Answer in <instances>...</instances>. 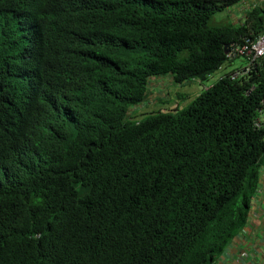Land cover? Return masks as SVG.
Masks as SVG:
<instances>
[{
  "label": "trees",
  "instance_id": "obj_1",
  "mask_svg": "<svg viewBox=\"0 0 264 264\" xmlns=\"http://www.w3.org/2000/svg\"><path fill=\"white\" fill-rule=\"evenodd\" d=\"M240 1L0 0V264H213L227 251L264 163V56L184 108L162 98L134 117L150 77L205 80L260 35L264 4L211 23Z\"/></svg>",
  "mask_w": 264,
  "mask_h": 264
},
{
  "label": "crops",
  "instance_id": "obj_2",
  "mask_svg": "<svg viewBox=\"0 0 264 264\" xmlns=\"http://www.w3.org/2000/svg\"><path fill=\"white\" fill-rule=\"evenodd\" d=\"M238 6L228 8L223 13V18L227 13L234 24L245 21L246 12L258 5L264 4V0H242ZM225 13V14H224ZM226 15V16H227ZM234 60H228L217 71L219 75L228 73L226 67L231 65ZM234 67L232 71L238 69ZM252 211L256 216H252L244 226L237 238L231 242L228 249L221 258L217 259L215 264H230L235 260L240 250H247L248 256L242 259L244 264H264V163L259 170L257 190L251 200Z\"/></svg>",
  "mask_w": 264,
  "mask_h": 264
},
{
  "label": "clouds",
  "instance_id": "obj_3",
  "mask_svg": "<svg viewBox=\"0 0 264 264\" xmlns=\"http://www.w3.org/2000/svg\"><path fill=\"white\" fill-rule=\"evenodd\" d=\"M42 30H43V23H42V21H41V19L39 18V16H38V14H37V38L41 35V33H42ZM244 39V38H243ZM253 40V39H252ZM232 45V44H231ZM231 45H230V47L228 48V50L226 49V53H227V55L229 56V52H230V48H231ZM227 47V46H226ZM242 59V60H244L245 62H244V64H243V66H240L238 69H236V70H234V71H231V72H229V73H225V74H221V75H219V78H221L222 76H224V75H227V74H229L230 75V77L233 75V74H237V76H236V78L241 74V73H245V72H247L250 68H251V65L253 64V63H251V64H248V61H247V59L245 58V57H242V56H233V57H230L229 56V58H228V60L230 59V60H235V59ZM48 65H51L50 63H49V61H46L45 63H44V65H43V68H42V70H41V73H40V82H41V87H42V90H43V96L45 97V98H53V97H55V94H54V91H50L49 89L53 86V83H54V80L51 78V77H49L46 73H45V68H46V66H48ZM221 66H222V64H221ZM220 66V67H221ZM219 67V68H220ZM218 68V69H219ZM218 69H216L211 75H208V77L205 79V80H207L208 78H210L213 74H215L216 73V71L218 70ZM218 78V79H219ZM232 78V77H231ZM235 78V77H234ZM217 79V80H218ZM205 80H201L200 78H196V77H194L193 79H191V80H189L188 82H185L184 84H182V83H179L180 85H187V86H189L190 88L191 87H194V85H196V84H202ZM173 82V79H172V77L171 76H169V75H167V76H164V77H154V76H152V77H150L149 78V80H148V86H149V92H148V96H147V98L146 99H148L152 104L155 102V101H158V100H160L161 101V99L163 98V99H165V100H169L170 101V99H172L171 98V95H169V93L167 92V86H168V84L170 83V82ZM214 83V82H213ZM212 83V84H213ZM211 84V85H212ZM210 85V86H211ZM210 86H208V87H210ZM208 87H206V89L208 88ZM205 90V89H204ZM199 95V94H198ZM146 101V100H145ZM142 102L140 105H142V104H144V103H146V102ZM163 105H164V107H163V110H165L166 108H167V105L165 104V103H163ZM257 186H258V184H257ZM256 190H257V187H256ZM256 190H255V192H256ZM255 192H254V194H255ZM254 194H253V196H254ZM253 196H252V198H253ZM252 198H251V200H252ZM251 200H250V208H249V211H248V215H247V221H246V224L248 223V221H249V219L252 217V216H256L257 214H256V212H254V211H252V208H251ZM245 224V225H246ZM244 225V226H245ZM244 228V227H243ZM242 228V229H243ZM241 232V231H240ZM239 232V233H240ZM238 233V234H239ZM238 236V235H237ZM237 238V237H236ZM263 242V244H264V240L262 241ZM223 255V254H222ZM222 255L220 256V258L222 257ZM238 255H240L239 257H236L235 258V260L234 261H232L230 264H235V263H237V262H239L240 264H244L243 263V261H242V259H245L247 256H248V252H247V250H240V252H239V254ZM215 262H216V260L214 261V263L213 264H215Z\"/></svg>",
  "mask_w": 264,
  "mask_h": 264
},
{
  "label": "rangeland",
  "instance_id": "obj_4",
  "mask_svg": "<svg viewBox=\"0 0 264 264\" xmlns=\"http://www.w3.org/2000/svg\"><path fill=\"white\" fill-rule=\"evenodd\" d=\"M221 18H223V15L218 14L216 15L213 20L211 21L212 24H218L221 21ZM225 21V19H223ZM225 23V22H224ZM244 60L242 59H235L234 62L227 66L225 71L231 72L234 67H240L243 66ZM219 78V74L215 73L210 78L205 80L202 84H196L194 87H189L187 85H180L179 83L170 82L167 86V92L169 95H171V98L168 105H170V108H184L188 106L192 100L201 93L206 87L210 86L213 82H215ZM146 102V101H145ZM163 102L158 100L155 101L153 104L144 103L142 105H138V113L134 117L135 120L139 121L142 120L152 111L159 110L163 108ZM163 111V109H161Z\"/></svg>",
  "mask_w": 264,
  "mask_h": 264
},
{
  "label": "built area",
  "instance_id": "obj_5",
  "mask_svg": "<svg viewBox=\"0 0 264 264\" xmlns=\"http://www.w3.org/2000/svg\"><path fill=\"white\" fill-rule=\"evenodd\" d=\"M263 30L255 39L244 38L242 43L232 44L229 56H242L248 61V64L254 63L258 58L264 56V15L262 18ZM233 74L231 77H236ZM235 264H240L239 262Z\"/></svg>",
  "mask_w": 264,
  "mask_h": 264
},
{
  "label": "water",
  "instance_id": "obj_6",
  "mask_svg": "<svg viewBox=\"0 0 264 264\" xmlns=\"http://www.w3.org/2000/svg\"><path fill=\"white\" fill-rule=\"evenodd\" d=\"M227 52V51H226Z\"/></svg>",
  "mask_w": 264,
  "mask_h": 264
}]
</instances>
